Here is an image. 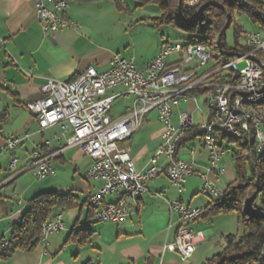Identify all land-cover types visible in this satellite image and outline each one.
Here are the masks:
<instances>
[{
  "label": "crops",
  "instance_id": "crops-1",
  "mask_svg": "<svg viewBox=\"0 0 264 264\" xmlns=\"http://www.w3.org/2000/svg\"><path fill=\"white\" fill-rule=\"evenodd\" d=\"M64 16L74 22L75 27L45 36L31 0H0V37L4 40L0 53V219L8 221L9 235L11 225L21 217L22 206L26 207L27 201L32 197L47 192L32 193L24 199L32 188H19L17 182L25 173L31 172L25 170V166L28 165V158L36 145L49 142L46 151L55 154L51 160L53 169L56 164L65 165L66 160L74 163L76 172L83 168L80 181H76L70 189L57 192L71 191L84 201L89 193L102 185L98 181L85 180L84 174L91 161L82 150L77 147L65 148V139L71 132L65 130L62 135L60 126L39 131L37 122L24 104L40 98L42 88L49 80L67 82L88 67H94L98 71L107 70L111 58L117 54L115 51H108L106 44L130 33L129 29L125 30L123 27L128 24L131 26V21L126 20L127 15L118 11L110 1L69 3ZM260 37L264 40V34ZM160 45L161 43L149 61L140 66L135 64L138 70H143L153 60ZM120 91V88L108 90L107 95ZM199 97L201 102L198 101ZM127 100L130 103L125 104L117 114L110 115L112 119L118 118L126 108L131 107L132 99ZM256 111L264 119V100L258 104ZM180 113L190 114L195 124L190 134H185L175 155L179 160L193 163L192 175L184 183L181 194L171 186L166 177L157 176L146 185V193L137 201L127 200L129 217L115 229L100 224L101 221H97L95 216L86 221V209L69 211L73 213L72 225V219L66 218L62 212L64 229L49 236L45 246L39 244L31 252L16 251L9 260L0 259V264H203L224 248L227 235L240 236L241 229L236 214L209 215L199 218L191 225L193 233L199 234L201 241L188 260L182 261L177 254L163 250L166 244L174 241L178 229V218L170 213L169 205L180 202L186 206L205 209L212 199L198 197L204 182L203 176L224 192L234 180L232 155L238 151V148L236 151L230 149L231 143H227V140L222 141L217 137L216 145L222 155L217 168L210 171L208 150L199 132L193 133L211 116L206 105V94L194 92L192 96L178 100L172 106L170 117L174 126L177 125ZM143 119L141 127L124 144L129 147L130 157L137 170L148 167L149 160L161 143L163 132L155 112ZM15 134H28L29 137L10 154L3 149L4 141ZM21 156L23 159L19 158ZM13 157L18 160L17 169L25 171L11 179L8 165ZM117 199L116 194L107 196L96 206L95 213L115 203ZM18 200H21V205ZM94 223L95 248L91 243ZM85 228L93 232L87 245L80 247L76 243L66 242L72 232ZM64 231L68 233L66 237L62 236ZM66 249H70L69 260L60 257Z\"/></svg>",
  "mask_w": 264,
  "mask_h": 264
},
{
  "label": "built area",
  "instance_id": "built-area-1",
  "mask_svg": "<svg viewBox=\"0 0 264 264\" xmlns=\"http://www.w3.org/2000/svg\"><path fill=\"white\" fill-rule=\"evenodd\" d=\"M31 1L45 36L61 30L60 0ZM197 4V0H185L186 7ZM69 21L70 28H74L75 23ZM247 44L249 51L216 68H213L214 60L208 48L166 41L161 43L156 56L143 70L136 68L133 58L114 55L107 70L88 67L75 76L71 94L74 147L80 148L91 161L84 174L85 180L102 183L87 195L86 204L96 207L107 196H118L115 203L95 213L97 221L116 226L125 222L130 213L127 200L137 201L146 193V185L160 175L166 177L179 194L182 193L184 183L192 175L193 163L177 159L176 148L195 124L187 113L178 115L176 126L170 117L172 106L189 97L191 92L206 91V105L211 116L198 126V132L208 150L210 171L217 168L222 155L216 145L219 136L231 140L247 139L253 142L257 155H264V119L256 111L264 100V61L256 58L258 52L264 54V40L260 34L250 33ZM3 46L4 40L0 37V53ZM239 64L243 66L238 68ZM227 73L232 76L225 77L224 81L215 80L218 75ZM117 88L121 91L107 95L108 90ZM117 98L132 99V105L121 116L112 119L110 112ZM24 106L37 122L39 131L60 126L62 135L65 134L63 82L49 80L42 88V96ZM151 112L156 113L163 126L161 143L148 167L137 170L130 149L124 144ZM28 137V134L10 135L5 139L3 149L12 153ZM48 146V141L36 145L25 166L37 180L55 175L51 164L55 154L46 151ZM17 163V158L13 157L8 165L11 179L25 171L17 169ZM203 179L200 195L213 200L223 198L221 189L205 176ZM18 204L21 205V200ZM169 210L178 218V229L174 241L166 244L163 250L186 261L201 241L191 225L204 215L205 209L174 202L169 205ZM63 229V215L56 214L41 225L39 244L45 246L49 236ZM0 245L2 253V241Z\"/></svg>",
  "mask_w": 264,
  "mask_h": 264
},
{
  "label": "trees",
  "instance_id": "trees-1",
  "mask_svg": "<svg viewBox=\"0 0 264 264\" xmlns=\"http://www.w3.org/2000/svg\"><path fill=\"white\" fill-rule=\"evenodd\" d=\"M64 1L68 4L110 1L118 11L129 12L126 0ZM130 1L135 2L136 6L155 5L161 11L160 16L153 19L155 25L171 26L182 31L187 35L185 40L187 45L208 48L214 60L213 68L250 50L247 35L242 26L235 23V17L243 16L252 26L264 32V0H199V4L194 8L184 7L182 0ZM203 6L204 9L199 12ZM231 26L234 30V43L233 47L229 48L225 32ZM242 37L246 38V43L241 46L239 40ZM256 56L264 61V54L257 53ZM75 76L67 82L74 80ZM230 76L231 73L223 76L220 74L215 80L224 81L225 77ZM194 92L188 96H192ZM196 132L198 131H193ZM184 136L179 141L176 151ZM218 139L237 144L238 151L232 155L234 180L225 188L223 198L211 200L202 217L236 214L241 235H227L224 248L203 264H264V155H257L253 142L247 139L231 140L222 136ZM251 197L252 201L248 204ZM75 209L79 211L86 209V221L95 216L96 207H89L86 200L81 201L71 191L65 193L47 191L32 197L27 201L18 222L11 225L9 241H6L7 246L0 253V259L9 260L16 251H33L39 245L41 225L56 214ZM92 234L89 228L79 229L72 232L66 242L83 247L87 245Z\"/></svg>",
  "mask_w": 264,
  "mask_h": 264
},
{
  "label": "rangeland",
  "instance_id": "rangeland-1",
  "mask_svg": "<svg viewBox=\"0 0 264 264\" xmlns=\"http://www.w3.org/2000/svg\"><path fill=\"white\" fill-rule=\"evenodd\" d=\"M198 4H199V0ZM183 6H185V0H182ZM126 4L128 5L129 12H125L127 17L125 18L128 21H131V26L126 25L123 27L125 30H130V33L123 36L118 40L112 41L109 44H106V49L108 51L112 50L115 51L114 53L120 56L121 58L135 60V64L140 66L141 64L146 63L149 61L153 55L154 51L157 49L158 45L162 42L170 41V42H179L185 43L187 35L182 31H179L171 26L166 25H159L156 26L153 22L154 18H158L160 16V12L155 5H146V6H136L137 4L133 1L126 0ZM197 4V5H198ZM196 5V6H197ZM194 6V7H196ZM194 7H187V8H194ZM124 13V12H123ZM130 23V22H129ZM235 23L242 26L243 31L248 36L250 33H258L260 35L264 34V32L258 29L243 16L242 17H235ZM234 30L233 26H231L225 32V39L227 46L229 48L233 47L234 43ZM246 43V38L243 37L239 40V44L242 46ZM118 49V51H116ZM261 53V52H258ZM257 58V56H256ZM112 59V58H111ZM173 59V58H171ZM258 59V58H257ZM243 64H239L238 68H241ZM197 92H203L206 94L205 90H199ZM201 97L198 98V101L201 102ZM130 100H125L123 98H118L112 105V110L110 115L117 114L125 104H129ZM162 125V124H161ZM163 127V126H162ZM70 137L71 134L68 133ZM230 149L237 150V144L231 143L229 144ZM10 153L11 152H7ZM13 153V152H12ZM20 155V154H18ZM24 156V155H23ZM23 159V157H19ZM54 170L56 172L55 176H51L44 180H37L33 174V172H27L23 176L17 179L19 182V188L23 187H30L32 188L29 193L26 194L24 199H27L32 193H39L41 191H57L64 189H70L75 184L76 181H80L83 175V168H80L78 172L75 171L74 163L66 160L65 165L56 164L54 166ZM87 181V180H86ZM15 182V183H17ZM199 198L204 200H208L205 196L198 194ZM23 199V201H24ZM73 212V211H72ZM73 213H69V211H64L63 215L70 219ZM75 214L77 212L75 211ZM72 219V218H71ZM71 225L74 222V219L70 220ZM83 223V221H82ZM99 224V223H97ZM102 225H108L109 227L115 229L116 225L110 222H100ZM94 230V237L91 239V243L93 244L92 247L95 248V223L92 226ZM62 236H67V231L62 232ZM9 240V228H8V221H3L0 219V241H7ZM64 253L60 256L63 259H71L70 249H66L63 251ZM95 263V260H93Z\"/></svg>",
  "mask_w": 264,
  "mask_h": 264
},
{
  "label": "bare ground",
  "instance_id": "bare-ground-1",
  "mask_svg": "<svg viewBox=\"0 0 264 264\" xmlns=\"http://www.w3.org/2000/svg\"><path fill=\"white\" fill-rule=\"evenodd\" d=\"M68 8V3L64 0H60V9H61V30L70 29V21L67 19L64 14ZM72 82H63L64 89V116H65V130L71 132L70 137H66L65 142L66 146L74 147V128H73V101H72ZM24 208L20 212V216L23 214ZM3 242V247L6 248L7 242ZM1 252V245H0Z\"/></svg>",
  "mask_w": 264,
  "mask_h": 264
},
{
  "label": "water",
  "instance_id": "water-1",
  "mask_svg": "<svg viewBox=\"0 0 264 264\" xmlns=\"http://www.w3.org/2000/svg\"><path fill=\"white\" fill-rule=\"evenodd\" d=\"M204 7H205V6L201 7L200 10H199V12H200L202 9H204ZM195 17H196V16H194V18H195ZM251 201H252V197H251V199L249 200L248 204H250Z\"/></svg>",
  "mask_w": 264,
  "mask_h": 264
}]
</instances>
